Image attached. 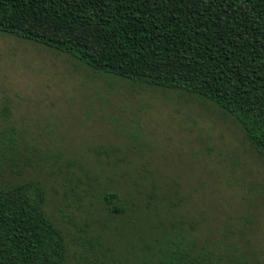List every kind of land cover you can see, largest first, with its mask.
I'll use <instances>...</instances> for the list:
<instances>
[{
	"label": "rangeland",
	"instance_id": "obj_1",
	"mask_svg": "<svg viewBox=\"0 0 264 264\" xmlns=\"http://www.w3.org/2000/svg\"><path fill=\"white\" fill-rule=\"evenodd\" d=\"M0 103L11 109L0 128L15 139L17 164L4 168V180L43 182L68 264H149L137 250L146 242L110 238L116 222L102 196L134 208L154 194L170 228L176 189L200 223V248L264 264V159L213 103L99 74L1 33Z\"/></svg>",
	"mask_w": 264,
	"mask_h": 264
},
{
	"label": "trees",
	"instance_id": "obj_2",
	"mask_svg": "<svg viewBox=\"0 0 264 264\" xmlns=\"http://www.w3.org/2000/svg\"><path fill=\"white\" fill-rule=\"evenodd\" d=\"M0 33L71 56L99 74L209 101L264 159V0H0ZM10 116L0 103V118ZM7 128H0V264H68L66 235L46 209L43 182L4 180V168L17 165ZM102 198L116 222L107 227L110 238L146 242L137 250L149 264H248L199 247L200 223L183 209L178 189L170 228L159 219L166 209L153 204L154 194L138 198L142 205L134 208L113 193ZM124 227L131 230L115 232Z\"/></svg>",
	"mask_w": 264,
	"mask_h": 264
}]
</instances>
